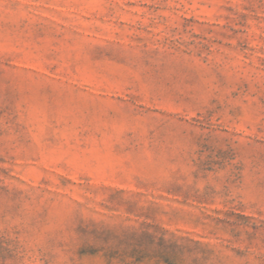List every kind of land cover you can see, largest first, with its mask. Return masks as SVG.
I'll return each instance as SVG.
<instances>
[{
	"label": "rangeland",
	"instance_id": "obj_1",
	"mask_svg": "<svg viewBox=\"0 0 264 264\" xmlns=\"http://www.w3.org/2000/svg\"><path fill=\"white\" fill-rule=\"evenodd\" d=\"M0 264H264V0H0Z\"/></svg>",
	"mask_w": 264,
	"mask_h": 264
}]
</instances>
